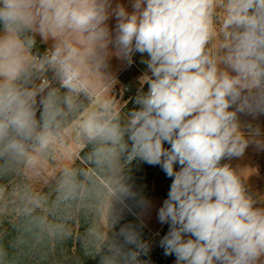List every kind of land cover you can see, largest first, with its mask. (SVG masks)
Returning <instances> with one entry per match:
<instances>
[{
    "label": "clouds",
    "instance_id": "9594fccd",
    "mask_svg": "<svg viewBox=\"0 0 264 264\" xmlns=\"http://www.w3.org/2000/svg\"><path fill=\"white\" fill-rule=\"evenodd\" d=\"M130 4L0 0V264H81L69 240L99 264H142L140 232L115 231L137 197L136 159L172 181L157 213L165 256L264 264V196L222 163L264 147L238 119L264 114V0ZM37 37L51 42L42 55ZM135 53L147 55V91L124 112L108 61Z\"/></svg>",
    "mask_w": 264,
    "mask_h": 264
},
{
    "label": "trees",
    "instance_id": "16d2710c",
    "mask_svg": "<svg viewBox=\"0 0 264 264\" xmlns=\"http://www.w3.org/2000/svg\"><path fill=\"white\" fill-rule=\"evenodd\" d=\"M47 49V45L42 42L39 37H37V44L34 48V52H38L42 55ZM136 70V67L129 66L125 70V74L122 77L124 78V85L129 89V91L125 92L126 97H128L129 93H134L133 97L123 107L124 112H129L136 109L138 107L135 104L136 97L142 90L147 91V85H143L141 88H139L141 83ZM49 76L51 77V73H49ZM168 146L169 145L165 144V147ZM128 168V183L132 186V190L137 193V197L136 200L129 199L126 201L129 208H131V211H129L127 208L122 211L121 218L115 225V231L118 232L121 227L131 224L140 232L142 240L145 241L149 234V230L137 217L138 212L143 207L139 206L136 201L142 198L148 202L150 197L154 195H161L166 199L168 194L169 178L166 177L161 168L158 169L157 166L149 165L140 159L132 161ZM178 168L179 166L177 165V169ZM157 176L163 179L161 180L162 182H160L158 179L156 180ZM117 207L119 208L120 206L117 205ZM83 223L84 220L81 218L80 224L77 226L78 228L81 227V231L84 230ZM9 231L11 233V229H9ZM64 247L67 250L68 256L79 257L81 264H99V256L92 258L90 256L84 255L80 245L73 240L67 241Z\"/></svg>",
    "mask_w": 264,
    "mask_h": 264
},
{
    "label": "rangeland",
    "instance_id": "374dc122",
    "mask_svg": "<svg viewBox=\"0 0 264 264\" xmlns=\"http://www.w3.org/2000/svg\"><path fill=\"white\" fill-rule=\"evenodd\" d=\"M112 2H113V7H115L117 3H122L125 7H127L129 11L132 10L130 0H112ZM128 4H130V6H128ZM108 23L110 29L114 30L116 24L115 18L114 17L111 18ZM45 44L47 45V48H49L51 42ZM112 50L114 51V49ZM134 58L137 63L139 61L138 64L140 68L139 69L136 68L137 69L136 71L138 73L137 75H139V78H141V76L147 72V66L142 62L143 60L147 59V55L135 53ZM128 65H129L128 61L122 60L116 56H112L108 61L107 71L113 78L116 77L115 83L111 89V95H113L115 99H117L118 93L119 95L121 94L119 89H115L116 86H120V87L122 86L120 79L121 76L119 75L120 73H122L123 70L128 68ZM119 102L122 103L123 98H120ZM238 119L242 125V130L245 132L246 135L248 134L250 128L251 129L258 128L260 131V135L257 137V139L264 140V114L253 116L252 114H248V113H238ZM222 163H228L231 165L233 169L236 170L247 171L249 175L247 177L246 187L249 194L253 196H264V147L258 146L253 141L245 149L243 156L226 159L222 161ZM157 167L158 169L160 168L159 166ZM157 179L160 182H162L161 180H163L159 176H157L156 180ZM162 204H163L162 199L160 200L159 198L156 197L150 198V200H148V206L144 207V209L142 208L138 216L150 218L152 224L158 223L159 220L157 218V213H158V209L162 206ZM172 264H175V261L172 262Z\"/></svg>",
    "mask_w": 264,
    "mask_h": 264
},
{
    "label": "built area",
    "instance_id": "2783aa9c",
    "mask_svg": "<svg viewBox=\"0 0 264 264\" xmlns=\"http://www.w3.org/2000/svg\"><path fill=\"white\" fill-rule=\"evenodd\" d=\"M129 66H134L136 68H140L139 64L135 61L134 55L132 57V62L129 63ZM140 86L139 88H141ZM123 91L127 92L129 91L127 86L123 87ZM134 93H129L127 97V101H129L133 97ZM168 225L162 224L158 229L156 230H149V234L145 240L149 244V252L147 255H141L139 259L142 261V264H166V262L169 260L171 256H165L164 255V249L160 247L159 241L160 239L167 233L168 231ZM175 261V257L172 259L170 264Z\"/></svg>",
    "mask_w": 264,
    "mask_h": 264
},
{
    "label": "crops",
    "instance_id": "0c3cea01",
    "mask_svg": "<svg viewBox=\"0 0 264 264\" xmlns=\"http://www.w3.org/2000/svg\"><path fill=\"white\" fill-rule=\"evenodd\" d=\"M128 6H130V4H128ZM127 8V7H126ZM130 8V7H129ZM138 61V60H137ZM138 63H139V61H138ZM125 69V68H124ZM123 70V69H122ZM126 70V69H125ZM125 70H123L122 71V73H120V75L119 76H121V83H122V86L120 87V86H116L115 87V89H120L121 91V94L119 95V97L116 99L117 101H119L120 100V98H123V102L121 103V105H123V107L125 106V104L127 103V98H126V94H125V92L123 91V87L125 86L124 85V83H123V81H124V78H122L123 77V75L125 74L124 73V71ZM121 72V71H120ZM116 76V75H115ZM114 80L116 79V77L115 78H113ZM114 90V89H113ZM154 197H156V198H159L160 200L162 199V200H164L165 198L163 197V196H158V195H154V196H152V197H150V198H154ZM150 200V199H149ZM143 209H144V207H143ZM140 212V211H139ZM139 212H138V214H139ZM138 214H137V217H139L138 216ZM140 219V221L145 225V227L148 229V230H156V229H158L162 224L160 223V222H158V223H154V224H152L151 223V221H150V218H148V217H139Z\"/></svg>",
    "mask_w": 264,
    "mask_h": 264
},
{
    "label": "water",
    "instance_id": "95a60500",
    "mask_svg": "<svg viewBox=\"0 0 264 264\" xmlns=\"http://www.w3.org/2000/svg\"><path fill=\"white\" fill-rule=\"evenodd\" d=\"M119 89V88H118ZM119 97V93H118V95H117V98ZM171 179L169 178V183H168V191H169V189H170V184H171ZM175 256L173 255V256H171L170 258H169V260L166 262V264H170V262L172 261V259L174 258Z\"/></svg>",
    "mask_w": 264,
    "mask_h": 264
}]
</instances>
